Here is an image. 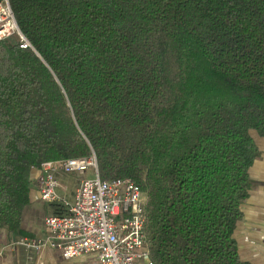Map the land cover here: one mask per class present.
I'll use <instances>...</instances> for the list:
<instances>
[{
	"label": "trees",
	"instance_id": "obj_1",
	"mask_svg": "<svg viewBox=\"0 0 264 264\" xmlns=\"http://www.w3.org/2000/svg\"><path fill=\"white\" fill-rule=\"evenodd\" d=\"M9 4L31 47L0 41V229L32 237L34 172L95 155L145 193L154 264H249L234 233L264 138V0Z\"/></svg>",
	"mask_w": 264,
	"mask_h": 264
},
{
	"label": "built area",
	"instance_id": "obj_2",
	"mask_svg": "<svg viewBox=\"0 0 264 264\" xmlns=\"http://www.w3.org/2000/svg\"><path fill=\"white\" fill-rule=\"evenodd\" d=\"M18 34L21 48L31 47L21 34L9 0H0V41ZM36 178L41 200L62 212L45 219V238L21 237L10 246L39 253L50 247L70 260L95 256V264H154L145 233L147 197L130 178L102 180L95 155L45 162ZM58 172L91 173L83 177L72 201L58 193Z\"/></svg>",
	"mask_w": 264,
	"mask_h": 264
},
{
	"label": "crops",
	"instance_id": "obj_3",
	"mask_svg": "<svg viewBox=\"0 0 264 264\" xmlns=\"http://www.w3.org/2000/svg\"><path fill=\"white\" fill-rule=\"evenodd\" d=\"M254 140L258 152L249 173L252 188L242 207L243 216L237 224L234 238L241 260L249 264H264V138L256 136ZM38 175L39 172L35 171V180ZM69 175L71 174L62 172L56 174L59 181L58 193L68 200H73L81 180L77 181L73 191L68 194L72 188ZM70 195L72 199L68 198ZM30 198L31 203L24 211L28 223L25 225L22 218V229L31 235V238H45L49 235L45 219L55 214L59 215L62 209L58 204H47L41 200L36 181ZM19 238L21 237L10 235L6 230L0 229V264H86L87 262L95 264L94 255L66 260L59 250L50 247L35 253L21 246H10L11 242Z\"/></svg>",
	"mask_w": 264,
	"mask_h": 264
},
{
	"label": "rangeland",
	"instance_id": "obj_4",
	"mask_svg": "<svg viewBox=\"0 0 264 264\" xmlns=\"http://www.w3.org/2000/svg\"><path fill=\"white\" fill-rule=\"evenodd\" d=\"M252 136L255 138L256 136H258V134L255 132V131H253L252 132ZM70 176V181H71V186H72V188L68 191V194H70L72 191H73V189H74V187H75V185L77 184V181L78 180H81L83 177H91V173L90 172H87L84 176L83 175H81V174H75V173H73V174H71V175H69ZM36 181V180H35ZM69 199H72V197H71V195L68 197ZM66 199V198H65ZM68 200V199H67ZM68 201H72V200H68ZM23 223L26 225L27 223H28V219H27V217H26V215H25V213H24V215H23ZM65 264H68V263H65ZM86 264H91V263H86Z\"/></svg>",
	"mask_w": 264,
	"mask_h": 264
}]
</instances>
